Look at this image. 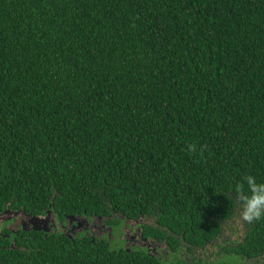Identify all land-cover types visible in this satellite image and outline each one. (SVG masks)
<instances>
[{
	"label": "trees",
	"instance_id": "trees-1",
	"mask_svg": "<svg viewBox=\"0 0 264 264\" xmlns=\"http://www.w3.org/2000/svg\"><path fill=\"white\" fill-rule=\"evenodd\" d=\"M249 175L264 0H0V264H264ZM48 214L142 217L164 253L16 224Z\"/></svg>",
	"mask_w": 264,
	"mask_h": 264
},
{
	"label": "rangeland",
	"instance_id": "rangeland-1",
	"mask_svg": "<svg viewBox=\"0 0 264 264\" xmlns=\"http://www.w3.org/2000/svg\"><path fill=\"white\" fill-rule=\"evenodd\" d=\"M8 216V215H7ZM12 219V216L9 215ZM126 218V217H125ZM124 217H120V219H125ZM8 219V220H10ZM127 219V218H126ZM110 220V218L107 219H99V220H94L92 217V222L88 221L84 217H77L74 219H65V221H69L70 223H74L78 225L77 232L81 231V233H86L90 234L92 236H101L103 239H107V241L114 247L116 248H123L125 250H131V251H145L146 249L148 250V253H153L156 255L158 258V247L151 244L150 241L145 238H142V230L140 229V225L136 220H130L128 219V222L133 225L132 230H127L124 231V238L120 239L118 237V232L119 229L118 227L113 228L107 224V222ZM59 221V220H58ZM56 221L54 222V227H57L60 222ZM141 221V220H140ZM128 224V226L130 225ZM10 231L15 232L16 227L15 225H10V222L8 223ZM19 227H21L19 225ZM2 228V223L0 221V229ZM56 230H59V228H55ZM72 232L71 229H69V233ZM164 246H161L163 248ZM144 249V250H141ZM163 250V249H161Z\"/></svg>",
	"mask_w": 264,
	"mask_h": 264
},
{
	"label": "clouds",
	"instance_id": "clouds-1",
	"mask_svg": "<svg viewBox=\"0 0 264 264\" xmlns=\"http://www.w3.org/2000/svg\"><path fill=\"white\" fill-rule=\"evenodd\" d=\"M248 192L237 185L236 197L240 201L238 218L240 221L252 223L264 218V182H257L254 176H247Z\"/></svg>",
	"mask_w": 264,
	"mask_h": 264
},
{
	"label": "flooded vegetation",
	"instance_id": "flooded-vegetation-1",
	"mask_svg": "<svg viewBox=\"0 0 264 264\" xmlns=\"http://www.w3.org/2000/svg\"><path fill=\"white\" fill-rule=\"evenodd\" d=\"M39 219H40V221H43L44 220V221L47 222V227H48L47 229H49V232L51 231V229L53 230L54 228H57L58 227L59 228L58 231L59 232H62V234H64V235H68L69 238H73L75 236L76 238L77 237H80V239L90 238L92 240L97 239L98 241H101L103 239L101 236H92L90 234H87V232L86 233H81V231L77 232L78 225L74 224L73 222L70 223L69 221H65V219L63 221L59 220L58 222H60V224L57 227H54V224H53L54 222L56 223L57 220H55L49 214L47 216H44V217H39ZM68 219H73V218H68ZM141 219H142V217H140V219L139 218L138 219H135L139 223V225H140L141 222H143ZM90 221L92 222V219H90ZM16 224H18V227L20 225L21 227H19V228H22L23 229L24 226H26V221H23V220L21 221L20 219H18V222ZM128 224H130V222H128V219H126V218L124 220H121V223H119V226H118V229H119L118 237L120 239H123L124 238L123 234H124V231H126V229L127 230H132L133 229V225L130 224L128 226ZM142 226H144V225L142 224V225L139 226L140 229L142 230V238H145V239L148 238V240L150 241V243L153 244V245H155V246H158V245L163 246V244H161L159 242H156V240L144 236V228ZM8 227H9V225L7 226V228ZM30 228L32 229V226ZM69 229H71L72 232L69 233ZM15 232H17V231H15ZM45 233H48V232H45ZM161 249H163V248H158V256H159V254H163L164 253V250H161ZM141 250H144V249H141ZM145 251H147L146 253H148V250L147 249ZM148 254L156 257V255H154L153 253H151V254L148 253Z\"/></svg>",
	"mask_w": 264,
	"mask_h": 264
},
{
	"label": "water",
	"instance_id": "water-1",
	"mask_svg": "<svg viewBox=\"0 0 264 264\" xmlns=\"http://www.w3.org/2000/svg\"><path fill=\"white\" fill-rule=\"evenodd\" d=\"M13 214V215H11ZM19 213H9L6 211V213H3L0 215V221L3 223L4 221L10 219L11 215L12 217L18 216ZM8 215V216H7ZM37 225V226H36ZM36 231H43V232H49V229H47V222L46 221H40L39 217H33L29 218L26 222V226H24L23 230H27L28 227H31Z\"/></svg>",
	"mask_w": 264,
	"mask_h": 264
}]
</instances>
